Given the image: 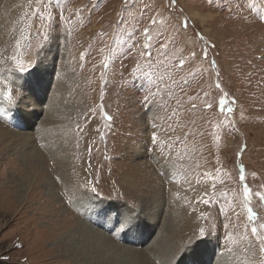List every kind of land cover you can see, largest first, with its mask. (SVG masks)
<instances>
[{"label": "rangeland", "instance_id": "1", "mask_svg": "<svg viewBox=\"0 0 264 264\" xmlns=\"http://www.w3.org/2000/svg\"><path fill=\"white\" fill-rule=\"evenodd\" d=\"M263 173L264 0H0V264H264Z\"/></svg>", "mask_w": 264, "mask_h": 264}, {"label": "trees", "instance_id": "2", "mask_svg": "<svg viewBox=\"0 0 264 264\" xmlns=\"http://www.w3.org/2000/svg\"><path fill=\"white\" fill-rule=\"evenodd\" d=\"M223 111L228 112V108L227 107L224 108ZM240 171H241V173H243V171L241 169H240ZM240 184H241V187L243 188V191L250 194V189H247V184L245 182H243V176L240 177Z\"/></svg>", "mask_w": 264, "mask_h": 264}, {"label": "snow or ice", "instance_id": "3", "mask_svg": "<svg viewBox=\"0 0 264 264\" xmlns=\"http://www.w3.org/2000/svg\"><path fill=\"white\" fill-rule=\"evenodd\" d=\"M17 66H18V68H19L20 70H23V65H22V64H18ZM8 98L11 99L10 95H9ZM93 191H94V189H93ZM255 231H256V230L253 229V233H255ZM201 232H203V230H201Z\"/></svg>", "mask_w": 264, "mask_h": 264}, {"label": "bare ground", "instance_id": "4", "mask_svg": "<svg viewBox=\"0 0 264 264\" xmlns=\"http://www.w3.org/2000/svg\"><path fill=\"white\" fill-rule=\"evenodd\" d=\"M94 232V231H93ZM93 236H95V239H97V234L94 232V235ZM109 240V239H108ZM110 241V240H109ZM136 242V241H135ZM152 254V253H151ZM139 255V254H138ZM140 261V260H139ZM148 261V260H147ZM136 263V262H135ZM149 263V262H148ZM143 264H145L144 262H143Z\"/></svg>", "mask_w": 264, "mask_h": 264}, {"label": "crops", "instance_id": "5", "mask_svg": "<svg viewBox=\"0 0 264 264\" xmlns=\"http://www.w3.org/2000/svg\"><path fill=\"white\" fill-rule=\"evenodd\" d=\"M263 174H264V173H263ZM262 178H264V176H263Z\"/></svg>", "mask_w": 264, "mask_h": 264}]
</instances>
